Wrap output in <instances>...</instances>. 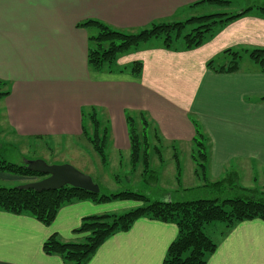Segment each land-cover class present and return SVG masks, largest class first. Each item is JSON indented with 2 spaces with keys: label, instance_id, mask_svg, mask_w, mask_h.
Listing matches in <instances>:
<instances>
[{
  "label": "crops",
  "instance_id": "0c3cea01",
  "mask_svg": "<svg viewBox=\"0 0 264 264\" xmlns=\"http://www.w3.org/2000/svg\"><path fill=\"white\" fill-rule=\"evenodd\" d=\"M214 5L230 6L208 0H0V80L9 90L0 98L4 133L19 140L62 144L87 138L84 132L92 131L95 114L109 128L107 146L120 154L122 164V152L131 153L127 115H143L159 144L169 149L175 165L174 191L184 195L205 185L198 178L201 184L185 186L196 176L198 126L208 149L209 181L237 171L249 188L264 186V71L244 52L238 70L207 66L212 59L215 66L228 64L226 49L264 47L263 13L253 9L191 50L182 49L180 42L173 50L150 40L121 55L114 73L90 68L89 36L94 31L78 26L95 19L137 33L153 23L200 16L201 10ZM137 61L143 62L139 76L132 72ZM163 147H151L159 160L156 171L165 161ZM4 173L0 176L20 184L39 180ZM118 201L66 204L50 225L28 213L0 209V264H66L61 256L46 254L44 242L53 234L65 242H85L87 233L74 231L82 219L132 207L124 203L130 200ZM207 233L217 248L206 264H264L263 219L245 220L228 230L215 224ZM177 236L175 223L142 217L130 229L108 237L86 264H163Z\"/></svg>",
  "mask_w": 264,
  "mask_h": 264
},
{
  "label": "trees",
  "instance_id": "16d2710c",
  "mask_svg": "<svg viewBox=\"0 0 264 264\" xmlns=\"http://www.w3.org/2000/svg\"><path fill=\"white\" fill-rule=\"evenodd\" d=\"M220 5L231 4L230 0H208ZM253 9H258L264 14V4H258L243 9L240 12H217L200 16H193L184 21L153 23L137 33H128L112 28L104 22L89 19L78 24L80 27L93 29L94 34L89 36L88 64L97 72L119 71L118 58L132 50L140 49L152 39H162L163 47L178 50L181 41L182 49L191 50L202 46L213 38L218 29L228 23L242 18ZM180 45V46H181ZM242 52L248 53L261 71H264V47L247 48L243 50L226 49L225 54L231 56L226 65L215 66V60L207 63L208 67L217 68L219 71H235L239 69ZM143 62L133 63V74L139 76L142 72ZM7 82L0 80V98L9 94L6 89ZM92 131L85 130L87 139L93 144L94 149L101 157L104 165L109 164L107 142L109 128L103 126L96 115H92ZM130 139V163L132 171L142 166L143 174L148 173L158 180V175L150 167V133L158 141L156 131L150 127L149 122L141 115L137 119L131 115L126 118ZM197 126V125H196ZM195 138L197 150L193 158L196 165L195 174L203 179L204 190L223 192L226 189L237 190L234 196L220 200L215 198L185 199L184 195L161 200H152L149 196L130 189L118 192H92L72 185H65L59 189L36 191L32 188L6 187L0 185V209L14 213H28L45 225H50L57 217L62 206L89 200L93 203H107L116 200H135L144 205L123 213H105L86 216L74 231L87 233L85 242H65L57 234L51 235L43 245V250L48 255H58L66 264H86L98 248L111 235L128 230L142 217L175 223L178 226V236L170 244L163 264H206L209 256L215 252L217 242L211 238L207 229L215 224H223L231 229L237 223L251 220H264V190L248 188L240 184L237 171L228 172L223 178L209 181L208 178V149L203 141L205 136L197 126ZM154 148H158L155 144ZM160 151V150H158ZM177 156V155H176ZM177 172L181 175V166L178 159ZM0 171L14 175L35 177L41 179L43 174L27 168L25 163H15L7 158L0 157ZM178 175V180H179Z\"/></svg>",
  "mask_w": 264,
  "mask_h": 264
},
{
  "label": "rangeland",
  "instance_id": "374dc122",
  "mask_svg": "<svg viewBox=\"0 0 264 264\" xmlns=\"http://www.w3.org/2000/svg\"><path fill=\"white\" fill-rule=\"evenodd\" d=\"M230 1L231 4L227 8H220L214 5L212 6V9L201 10L199 14H209L215 11L240 12L245 8L256 6L258 4H264V0ZM186 18L187 17L179 18L177 21L186 20ZM161 42L162 39L156 38L152 39L150 43L156 44ZM179 42L181 43V41ZM253 63L257 65L255 62ZM1 103L2 101L0 102V111L2 112ZM3 129V123L0 122V144H2L0 146V157L7 158L11 162L25 163L26 160L39 158L48 164H71L83 173L90 175L94 182L100 185L103 192L107 193L130 189L132 191L145 194L152 200H161L166 194L170 193H172L173 197L180 196V193L177 195L178 191H174V186L177 185L174 161L169 157L171 156L168 152L169 149H167L164 144H159V141L155 139L153 131L150 133V142L152 147H154L155 144L160 147L164 146L163 158L165 161L162 163V167H160L158 171H156L157 169L155 168H157L159 160L154 153H150V168H154L152 170L157 173L159 178L157 181L153 179V176H151L150 173L144 175L142 166L137 168V171H132L130 154L125 151L122 152V164H120L118 162L121 158L120 154L118 155L117 152H114L113 148H110L109 145L107 146V153L110 163L107 166H103L101 157H99V154L94 149L93 144L84 136L81 139H66L64 143L57 144L55 142L52 143L51 141L41 142L38 140L29 141L28 139L19 140L20 138H15L6 132L4 133ZM184 158L187 161V155H184ZM183 163H185V161H183ZM158 172L160 174H158ZM4 175H7V173H4ZM8 177L9 176H0L1 186L19 187L23 185ZM196 177L197 176H194L193 178L192 176L193 181H187L188 183L185 184V186L201 184L198 177ZM240 184L246 187L250 186L246 181L242 183L240 182ZM204 189L205 188L202 187L194 188L190 192H186V195L182 198L194 199L219 197L220 200H223L224 198L234 196L237 193V190L234 189H226V191L219 193L214 192L211 189ZM257 189L264 190V186L257 187ZM116 203H120V200ZM124 203H132V207L129 209H123V211H120L121 213L144 205L143 202L133 200L125 201Z\"/></svg>",
  "mask_w": 264,
  "mask_h": 264
},
{
  "label": "water",
  "instance_id": "95a60500",
  "mask_svg": "<svg viewBox=\"0 0 264 264\" xmlns=\"http://www.w3.org/2000/svg\"><path fill=\"white\" fill-rule=\"evenodd\" d=\"M28 169L43 174L44 177L19 186L36 191L59 189L65 185H72L92 192H100V186L93 178L78 170L71 164H48L42 159L25 161Z\"/></svg>",
  "mask_w": 264,
  "mask_h": 264
}]
</instances>
